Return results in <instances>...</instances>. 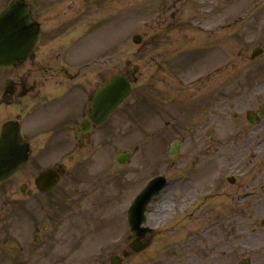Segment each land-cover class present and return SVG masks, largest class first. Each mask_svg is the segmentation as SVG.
Returning <instances> with one entry per match:
<instances>
[{"label": "flooded vegetation", "instance_id": "obj_1", "mask_svg": "<svg viewBox=\"0 0 264 264\" xmlns=\"http://www.w3.org/2000/svg\"><path fill=\"white\" fill-rule=\"evenodd\" d=\"M10 2L11 0H0V11ZM73 9L77 10L76 6ZM90 9L88 6L81 7L83 15L71 20V28L76 29L75 47L81 40L87 41L88 35L79 40L81 30L75 26L83 16L88 15ZM64 26V23H57L54 29H45L40 46L28 62L18 64L13 69L0 70V127L7 121L20 118L22 122L21 117L30 119L45 112L48 106L41 89L48 79L58 80L60 77H66V81L73 84L72 87L62 89V82H55L60 91L54 98L57 102L76 94H80V101H84L77 107H60L59 122L53 125L35 120L23 125L24 137L29 146L28 162L11 179L0 184V210L7 213H0V264H43L49 261L51 256L57 255L67 257L59 262L53 260L54 264H113L114 258L116 264H128L136 255L128 249L125 243L127 241L124 242L125 246H122L120 234L114 239L113 252L110 251L109 242H102L110 237L111 230L113 235L115 232L121 233V222L127 219L128 208L124 200L125 190H121L126 184L113 190L112 183L116 180L108 173L109 166L102 172L99 171L108 145H104L105 140L98 145V138L106 133L110 135L111 127L108 124L111 118L99 127L92 126L88 129L81 125L82 121L87 120L91 110V92L107 83L110 76L104 71H95L93 66L99 64V60L92 58L78 64L75 73L61 65V52L55 49L56 44L47 46L48 42L50 43L47 38L53 37L51 35L59 32ZM157 26H160L159 23ZM170 29L174 31V28ZM157 30L158 33L152 41L160 46L165 42L161 38L165 31ZM58 35L54 37H60ZM181 42L184 43L180 41L178 44ZM186 56L185 52H182L176 59ZM206 58L205 56L203 59ZM173 60L175 59L165 63L171 70L167 72L171 80L166 85L168 88L155 89V104L150 107L152 110L164 112L161 115L170 118V121L165 123L166 127L181 129V132L176 134V140L182 142L185 152L182 159L169 163L174 173L171 177L167 175L170 180L168 190L169 194L173 193V197L165 201L166 210L160 211L161 218L167 222L166 227L162 230L153 229L142 245L146 242L150 243L149 248L157 245L159 253L152 260L153 264H256L251 252L254 250V242L261 241L259 236L262 232L257 225L264 224V219L261 218L264 217V164L259 168L258 175L254 172L251 174L250 169L238 175L237 168L235 174L224 176L221 168L216 172L211 171V175H208L204 171V163L205 156L210 153L216 138V143L219 142L222 148L235 142L248 143V150L252 152V163L253 159L264 158V138L259 140L261 143L257 144L258 146H252V141L256 140L253 138L260 139L264 136V107L247 109L242 114L234 111L232 117L239 121L230 127L228 136L216 131V120L223 109L220 102L209 107L199 122L188 120L186 117L189 116L190 110L187 103L180 104L171 98H163L165 94L168 97L175 93L179 95L173 83L185 82L184 79L177 80L181 72H176ZM138 70L131 75H116L124 74L130 79L139 78ZM216 72L219 75L222 73L218 70ZM89 73L97 76L99 74L97 83H91ZM206 75H199L198 80L190 85L201 83L206 79ZM156 80V84L161 83L162 78L158 77ZM188 88L181 85L179 90L184 94ZM14 106L20 109L22 116L14 117ZM135 110L142 109L135 107ZM24 111H28V114H24ZM249 112H252L251 116ZM141 117V113L135 112V116L123 118L135 119L138 123ZM40 123H44L45 128L38 130ZM206 133L207 146L202 145ZM61 137H65L66 141H60ZM64 145H67L65 152L62 151ZM190 148H193L192 151ZM220 152V149L214 150L218 162L223 158ZM66 159L73 160V166L79 167H68L64 163ZM46 171H55L59 175L58 184L49 190L48 183L39 184L40 175ZM251 175L254 179L248 184H238ZM224 189L230 192L226 193ZM239 190L241 192L238 193ZM177 191L178 195H175ZM223 198L225 202H222ZM227 200H232L229 211L226 210L230 206ZM178 208L181 209L180 215H176L178 211L175 212ZM171 209L173 212L168 214ZM191 215L193 218L187 221V217ZM241 215L243 218L240 221ZM260 219L262 221L258 222ZM244 221L250 225L247 238L252 241L247 244L250 249L245 251L239 245L240 233L246 234L242 226ZM161 222L164 221H158L152 227H157ZM179 223L182 226L179 227ZM30 224L33 227V235L30 233ZM169 226L171 229H168ZM165 231L170 232L169 239L155 244L157 236L165 234ZM100 242L103 246L92 248Z\"/></svg>", "mask_w": 264, "mask_h": 264}, {"label": "rangeland", "instance_id": "obj_2", "mask_svg": "<svg viewBox=\"0 0 264 264\" xmlns=\"http://www.w3.org/2000/svg\"><path fill=\"white\" fill-rule=\"evenodd\" d=\"M163 2V0L35 1L39 18L47 31L54 29L57 23H64L65 26L60 29V31L63 30L62 32L53 33L51 35L53 37L47 38L50 40L47 46L56 44L54 45L55 49L61 52V65L66 66L71 73H75V67L78 64L89 61L91 58L92 60H99V64L93 66L94 70L104 71L110 77L117 73L131 75L135 68L139 69L140 79L137 90L132 98L111 118L108 124L111 127L110 135L106 133L98 138V145L103 140H105L104 145H108L105 150V159L101 161L99 171L102 172L109 166L108 173L116 180L112 183L113 190L126 184L122 186L121 190H125L124 200H126L125 205L127 207L150 179L161 174H167L171 177L174 173L171 171L169 163H173L175 160L170 158L168 151L171 143L177 139L176 134L178 131L181 132V129L166 127L165 123L169 122L170 118L161 115L164 112L160 110H152L155 104L153 101L155 89H167L168 86L166 85L171 81L167 73L171 70L165 65L167 61L175 59L173 65L176 67V72H181L177 80L184 79L185 82L173 83V87L179 95L175 93L168 97L165 94L163 98H171L180 104L187 103L190 114L186 118L197 122L204 118L209 107L220 102V107L223 109L219 112L218 120H216L217 133L223 132L228 136L230 127L238 123L239 120L232 117V111L242 114L244 110L255 109L264 103V56L256 61L251 60L253 50L260 45L264 46V0H183L178 4L170 5H164ZM70 5L76 6L77 10L71 9L73 7ZM88 5L91 8L90 12L83 16L75 27L81 30L79 40L82 37L85 38L86 35H91L90 40H81L79 45L75 47L76 29L71 28V20L77 16L78 18L82 16L81 7ZM175 10L177 11V19L171 22V14ZM156 21L158 22L156 23ZM158 23L159 27L157 26ZM188 23L192 24L189 28L183 27ZM171 27L176 30L171 31ZM201 27L207 30L203 31ZM157 29H164L166 33L163 35L167 34V37L162 38V41L165 42L160 46L151 40L158 33ZM213 30L217 31L213 32ZM57 35L60 37H54ZM135 35L144 37L142 46H136L132 42ZM86 39L88 38L86 37ZM170 41L172 42L169 43ZM180 41H184V43L178 44ZM182 52H185L187 56L183 59H176L182 55ZM205 56L207 58L203 59ZM177 64L179 65L178 69ZM217 70L222 72L221 75L216 72ZM205 73L207 74L205 80L195 86L190 85L198 80L199 75H205ZM98 76L88 74L91 83H97ZM158 77H161L162 80L161 83L156 84ZM55 81L62 82V89L73 86L66 81V77H60L58 80H47L46 85L41 89L45 95L46 105H54L56 101L53 99L60 93L58 87L55 86ZM255 83H261L257 90L252 88ZM180 84L182 87H189L186 93L180 92ZM231 84L234 85L228 87ZM90 87L93 85L91 84ZM80 97V94H76L70 95V99L65 98L64 100H68L69 103L64 107H77L84 102L80 101ZM151 105L152 107H150ZM135 107L142 110H135ZM47 111L44 117L47 125L59 122L60 111L56 112L54 108ZM135 112L142 114L138 123L135 119L125 120L123 118L124 116H135ZM129 113L130 115H128ZM24 114L27 115L28 111H24ZM122 124L124 125L122 126ZM43 126L45 124L40 123L38 130L44 129ZM207 136L206 133L202 145L207 146ZM263 138L264 136L260 139L258 137L253 138L256 140L252 141V146H258L257 144L261 143L259 140ZM216 139L209 151L210 153L205 156L204 171L208 175H211V171L215 170L216 172L220 168L223 170L224 176L235 174L234 171L237 168L239 169L238 175L247 169L248 171L251 170V174L253 172L257 174L261 165L264 164V158L261 160L253 159L254 162L252 163V157H250L252 152L248 150V143L235 142L232 143L233 145L222 148L219 142L216 143ZM60 141L65 142L66 138L61 137ZM136 147L139 148V151L127 169L120 168L115 164L114 156L116 153L133 151ZM66 148L67 145H64L62 151L65 152ZM216 148L220 149V154L223 156L219 162L216 161V155H214ZM190 149L192 151L193 148ZM182 158L183 154L178 157V159ZM57 161L60 162L59 159ZM72 161L66 159L64 163L68 167H79V165L73 166ZM231 168L233 170H230ZM124 174L126 177H122ZM120 177L121 181H119ZM251 179H254L252 175L243 182L239 181L238 184H248ZM224 190L226 193L230 192L227 189ZM237 192L239 193L241 190ZM175 195H178V191ZM172 197L173 193L163 195L162 200L156 206L167 205L165 201L171 200ZM223 201L225 202L224 198ZM228 202L230 206L226 210L229 211L232 200ZM169 204L170 202H168ZM172 212L173 209L168 214ZM259 212L262 213V211ZM0 213L2 215L7 214L1 210ZM195 215L197 216V213ZM152 216V226H155L158 221L163 220L165 222V219L161 218L159 209L154 211ZM192 218L193 215L188 216L187 221ZM242 218L241 215L240 221ZM261 218L264 219V217ZM262 219L258 222H261ZM180 223L179 227L182 226ZM242 226L245 228L246 234L240 233L239 245L245 251L250 249L247 248V244L252 241L247 238L250 225L248 226V222L244 221ZM121 228V233L115 232L113 235L111 230L110 237L102 241L109 242L111 252L115 249L113 246L114 239L119 234L122 237V246H125L124 242L129 236L127 219L122 220ZM168 229H171V226ZM260 229L262 232L259 236L261 241L256 240L254 242V250L251 252L256 264H264V229ZM30 233L33 235L32 224H30ZM169 233L165 231V234L157 236L155 244L165 242V239L170 236ZM102 242L95 244L92 248L103 246ZM144 253L133 257L128 264H149L158 256L156 255L159 253L157 245L152 246ZM66 257V255L51 256L49 261L43 264H51L56 260L59 262Z\"/></svg>", "mask_w": 264, "mask_h": 264}, {"label": "water", "instance_id": "obj_3", "mask_svg": "<svg viewBox=\"0 0 264 264\" xmlns=\"http://www.w3.org/2000/svg\"><path fill=\"white\" fill-rule=\"evenodd\" d=\"M13 8V11H17V9L20 8L23 9L22 5L19 3H16ZM12 10L10 13H5L0 17V65H7L15 59L21 58L25 52H28L35 46L37 41L38 28L36 23L32 20L28 10H24V12H26H23V14L12 12ZM23 32L29 34V37L23 36ZM7 33L10 34L9 37ZM131 88L132 86L127 84L123 79L117 78L112 84L101 91L96 101L95 120H100L106 116L113 107L117 106V104L128 95ZM9 129L5 133L6 137L9 134ZM16 136H19V134H16ZM19 141L20 140H17L15 143L19 145ZM12 162H14V164L11 165V169L17 167L21 161L16 163L15 160H11V163ZM150 191L151 185L143 196ZM143 196L141 198H143Z\"/></svg>", "mask_w": 264, "mask_h": 264}]
</instances>
